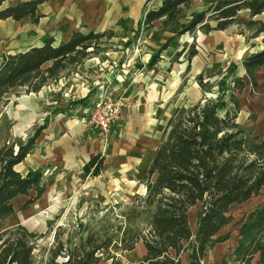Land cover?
Instances as JSON below:
<instances>
[{
	"label": "trees",
	"instance_id": "trees-1",
	"mask_svg": "<svg viewBox=\"0 0 264 264\" xmlns=\"http://www.w3.org/2000/svg\"><path fill=\"white\" fill-rule=\"evenodd\" d=\"M4 1L0 0V5ZM42 1L22 2L0 10V20L29 17L36 23V9ZM193 1L162 0L157 9L145 14L144 30L152 29L154 22L160 20L163 28H179L174 37L195 28L207 34L238 22L237 14L242 9L249 10L250 17L264 12V0H201L206 10L191 13L188 21L183 22ZM211 22L215 25L211 26ZM244 25L254 28L253 35L264 31V23L259 21L249 20ZM103 36L105 33L75 32L56 46L49 38L40 47L4 56L0 65V106L5 104L4 95L11 88L37 92L69 66L80 65L94 52L95 41ZM172 38L150 57L148 67L159 61ZM89 48L92 51H87ZM181 54L182 51L175 53L174 59ZM195 55L192 45L187 61ZM263 63L264 51H260L246 56L239 65L232 64L227 74L218 70L208 80L198 75L196 82L204 93L212 89L210 78L219 76L215 81L216 96H205L184 112L175 111L168 119L164 138L142 180L145 195L136 197L129 205H108L100 224L91 230L85 228V236L79 237L72 248L68 246L69 238L59 241V234L55 233L58 247L47 250L45 264H120L118 255L132 250L138 242L143 243L146 254L134 264H181L183 254L188 256V264H206L202 262L205 254L228 238V234L219 232L233 221L231 211L258 196L264 186V137L251 135L236 121L240 111L237 95L245 88L236 70L240 66L244 71L253 93L257 87L255 72ZM230 76L233 78L228 81ZM43 128L44 125L37 128L15 153L12 143L0 147V222L15 212L11 204L15 197L29 196L19 207L25 210L45 191L39 171L22 176L14 170L31 151ZM96 160L93 158L87 168ZM98 165L93 174L98 173ZM196 205L200 210L192 232L188 211ZM114 209L118 213L113 216ZM51 224L47 221L48 228ZM238 225L234 260L241 264H264V206L249 211ZM40 237L44 234L29 232L21 225L0 231V264H41L34 255ZM61 255L65 260L58 263L56 258ZM219 264L229 262L222 260Z\"/></svg>",
	"mask_w": 264,
	"mask_h": 264
},
{
	"label": "crops",
	"instance_id": "crops-1",
	"mask_svg": "<svg viewBox=\"0 0 264 264\" xmlns=\"http://www.w3.org/2000/svg\"><path fill=\"white\" fill-rule=\"evenodd\" d=\"M28 1L33 0H5L0 5V10ZM161 1L44 0L37 6L36 13L39 15V19L36 23H33L29 17H24L20 20H14L12 18L0 20V65L4 56L23 53L30 48L40 47L49 38L53 39V45L56 46L62 41H67L75 32L83 34L90 31L94 33H105L107 29L111 30L115 27L118 29L119 26L117 24H119L122 17L129 19L131 23L137 25L139 30L136 28L137 31L134 32V38L137 37L139 32L148 33L154 29L155 23L160 22L159 26H161V21L154 22L152 29L144 30L143 19L145 14L148 11L157 9ZM206 8L207 6L201 0H195L190 4L186 14L189 17L191 13L201 12L206 10ZM237 17L238 22L229 25L224 30H215L207 34L195 28L180 36L174 37L179 31L178 27L170 29L161 28L171 33L172 36L169 38L173 37L169 41L168 46L169 44H175L174 49H176V52H174V56L179 51H185L186 45L189 44L192 37L196 41V55L200 54L201 47L205 44H210L211 50H215L217 52L216 54L223 53L229 56H234L235 51L247 48H256L258 49L256 52L264 51V31L253 35L254 28H247L244 25V22L249 20L264 23V12L250 17L249 10L242 9L238 12ZM187 21L185 20V22ZM210 25L214 26L215 23L211 22ZM83 29L87 31L83 32ZM134 38L127 40L125 43L129 42L130 44L128 46H130ZM256 52H251L248 55ZM146 67H148L147 64ZM261 68H264V63L258 69ZM258 69L255 72L257 87L252 93V96L256 106L260 104L263 106L264 89L260 92L261 82L258 79ZM61 75L62 72L56 79H49L37 92L27 93L23 87H14L4 95L3 99L5 100V104L0 106V147L5 143H12L14 145V152H16L18 147L24 145L37 128L44 125L31 151L21 162L14 166V170L22 176L33 171H39L41 173L42 183L45 184V191L37 201H44V197L48 193V187L50 186L46 183L45 177H49L50 184L54 185V190H51V193H54L57 199L68 182L69 185L72 183L71 179L75 177L74 171H77L78 174L83 173L84 168L88 166V163L93 158H97V160L90 167L94 168L95 165L99 164L98 173L93 174V182L97 183L96 190L99 191L96 193L95 189H91V192L95 193L93 194L94 198H102L103 189L100 185V180L103 181L102 178L107 180L106 184L103 181L104 185H111L118 188L121 193H125V196L130 195V184L134 183L131 181V177L135 176L136 172L142 167L146 168V174L153 153L157 147L143 155L141 160L135 162L137 154H139L138 141L135 140V144L137 145L130 140L122 143L120 146H116V142L114 143L113 141V147L116 149L119 147L117 150L123 147L124 152L119 157V164L122 165V168L119 167L117 170L120 171V174H117L114 171L116 169L112 168L109 170L113 175H110L104 166L102 168V160L99 154L93 152L98 151L100 142H107L110 133L114 132L113 129L117 126V122L112 127L109 135L103 138L97 129L86 127L85 120L92 108L95 92L99 89L104 95L113 98L112 92H109L108 87L105 86L107 83H102L103 81L101 80L93 81L97 84L93 86L89 81H75L72 78H68L69 80L67 82H62ZM250 86V82L249 85L245 83V88L237 95L240 107L242 106L241 99L245 92L248 91L250 93ZM90 104L91 108L89 109ZM262 113L260 116H262ZM250 114L252 115V113ZM244 118L239 119L237 117L236 121L241 125ZM141 134L140 131L139 135ZM98 137L100 140H98ZM114 137L113 134L112 138ZM48 164L51 167H48ZM141 185V195L139 196H144L146 188L143 183ZM83 195L86 194L83 193ZM27 198L29 196H17L11 201L15 212L10 217L16 214V210L19 209ZM120 201V199H116L113 201L114 203H110L109 205L121 204L117 203ZM199 210L200 206L196 205L188 211V220L192 232L195 230V222ZM5 220H8V218ZM10 224L6 228L21 225L26 229L27 226L26 221L25 223L18 221L12 225ZM30 225H33V223ZM223 230L224 228L219 232V235L227 233H224ZM237 241L238 233L236 230L235 233L228 234L227 240L216 244L209 250L205 254L202 262L206 264H219L222 260H225L229 264H241L239 261L234 260V250L237 246ZM145 254L146 249L143 243L138 242L132 250L119 255L118 259L120 260V264H134ZM180 260L181 264H188L187 254L181 255Z\"/></svg>",
	"mask_w": 264,
	"mask_h": 264
},
{
	"label": "rangeland",
	"instance_id": "rangeland-1",
	"mask_svg": "<svg viewBox=\"0 0 264 264\" xmlns=\"http://www.w3.org/2000/svg\"><path fill=\"white\" fill-rule=\"evenodd\" d=\"M188 19L186 14L183 20L185 22ZM154 25V29L148 33L139 32L134 38V32L138 29L137 25L122 17L117 24L118 29L117 27L111 30L107 29L105 36L95 41L92 54L88 55L80 65L69 66L60 76L62 82H67L68 78H72L75 81H89L93 86L96 84L93 81L101 80L102 83H107L105 86L108 87L109 92H112V97L119 106L117 126L113 129L114 132L110 133L107 142H100L98 151L93 152L99 154L102 160V168L104 166L110 175H113L109 170L112 168L116 169L114 171L117 174H120L117 168H122V165L119 164V157L124 152L123 147L119 150H117L119 147L117 149L113 147V141L116 142V146L130 140L134 144L135 140L138 141L139 145L135 144L139 148V154L135 160L138 162L143 155L151 152L162 142L167 121L175 111L180 114L203 97L214 98L216 96L215 81L219 79V76L210 78L212 89L210 92L204 93L196 82L198 75H201L204 80H208V76L215 75L218 70L222 72V75L227 74L232 64L239 65L246 55L258 51L256 48H247L235 51L234 56H229L223 53L216 54L215 50H211L210 44H205L202 45L200 54L188 62L187 56L191 46L193 45L195 48L196 42L192 37L178 60L175 61L174 59L175 44H169L168 48L160 54L157 64L149 68L146 67V64L150 57L162 43L172 36L169 31L163 30L159 26L160 22ZM132 38H134L132 44L128 47L125 46V42L132 40ZM87 51H92V48ZM187 66H189L188 71H186ZM258 70L261 92L264 89V86L262 87L264 68ZM236 73L249 85V80L240 66ZM232 78L230 76L228 81H231ZM251 96V92H245L241 99L242 106L237 117L242 119L246 116L243 123L239 120L242 123L241 126L243 127L248 123L244 128L251 135L264 137V105L256 106L253 96ZM261 113L262 116H260ZM140 131L141 135H139ZM113 134L116 139L115 137L112 138ZM98 140H100L99 137ZM47 166L51 167L50 164ZM91 167L87 168L86 166L84 172L79 174L74 171L75 177L71 179L72 183L69 185L68 182L57 199L55 194L51 193V190H54V185L50 184L49 177H45V181L50 187L47 186L48 193L44 197V201L35 202L27 210L17 209L16 214L8 220L0 222V231L7 229L6 227L10 223L12 225L18 221L23 223L26 221L28 231L39 235L44 234V237L37 240L38 247L34 251V255L42 261L41 264H45L47 250L58 247L57 239L54 238L55 233L59 234V241L64 242L69 238L71 242L68 246L72 248L79 237L85 236L86 232L83 231L85 228L91 230L100 224L107 205L114 203L113 201L116 199L121 200L117 203L129 205L135 197L141 195L145 167H142L135 176L131 177V181L134 183L130 184V195L125 196V193H121L118 188L104 185L103 181L106 184L107 180L102 178L103 181L100 180L103 189L102 198L97 199L94 198L93 194L95 193L91 192V189L96 190L98 186L97 183L93 182L92 172L95 167ZM97 192L99 191L96 190ZM53 203L54 205H52ZM258 206H264V186L258 196L252 197L231 211L233 221L224 228L223 232L231 234L237 230L238 233V221ZM116 213H118L117 209L112 210L113 216ZM47 221L52 222L49 228ZM31 223L33 225H30ZM79 225L82 227L81 229H79ZM64 260L63 255L56 258L58 263ZM99 264H110V261H102Z\"/></svg>",
	"mask_w": 264,
	"mask_h": 264
},
{
	"label": "built area",
	"instance_id": "built-area-1",
	"mask_svg": "<svg viewBox=\"0 0 264 264\" xmlns=\"http://www.w3.org/2000/svg\"><path fill=\"white\" fill-rule=\"evenodd\" d=\"M118 113L119 106L116 100L104 95L98 89L95 92V99L85 120V125L97 129L100 135L106 138L118 119Z\"/></svg>",
	"mask_w": 264,
	"mask_h": 264
},
{
	"label": "bare ground",
	"instance_id": "bare-ground-1",
	"mask_svg": "<svg viewBox=\"0 0 264 264\" xmlns=\"http://www.w3.org/2000/svg\"><path fill=\"white\" fill-rule=\"evenodd\" d=\"M128 172V171H127Z\"/></svg>",
	"mask_w": 264,
	"mask_h": 264
}]
</instances>
